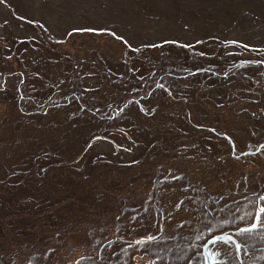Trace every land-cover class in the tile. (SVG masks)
<instances>
[{
	"label": "rangeland",
	"instance_id": "rangeland-1",
	"mask_svg": "<svg viewBox=\"0 0 264 264\" xmlns=\"http://www.w3.org/2000/svg\"><path fill=\"white\" fill-rule=\"evenodd\" d=\"M257 53L264 0H0V73L13 75L15 88L19 72L35 73L36 85L68 80L62 90L80 84L82 94L69 103L58 91L62 109L28 119L35 97L23 118L18 93L0 89V264H156L138 238L150 230H164L171 252L194 247L224 211L235 218L231 227L243 225L239 200L196 213L179 214L176 205L200 202L193 198L203 192L192 188L218 197L239 196L246 185L264 193V65L250 66ZM105 67L113 78L129 71L158 97L113 105L122 89L109 88ZM193 70L211 75L191 77ZM172 86L168 95L188 104L167 99ZM197 90L209 98L196 99ZM228 93L239 94L221 101Z\"/></svg>",
	"mask_w": 264,
	"mask_h": 264
},
{
	"label": "flooded vegetation",
	"instance_id": "flooded-vegetation-1",
	"mask_svg": "<svg viewBox=\"0 0 264 264\" xmlns=\"http://www.w3.org/2000/svg\"><path fill=\"white\" fill-rule=\"evenodd\" d=\"M214 69L215 74L219 75L218 68L216 66L212 67ZM161 75V74H160ZM160 75L158 78H160ZM123 77V75H122ZM162 77V76H161ZM130 88L127 90H123L121 92V96L129 101L130 103H133V100L137 103V106H141V103L139 101V96L142 94L148 95L149 97L152 98H157L159 94V90H155L150 88V86L145 83V84H135L133 83L132 79L129 81ZM125 81V80H122ZM145 81V80H144ZM165 81H162L164 83ZM158 85H162L161 82L156 81ZM138 85H141L143 88H138ZM74 86V84H73ZM122 89V86H121ZM131 89V90H130ZM161 91V90H160ZM169 91H174L172 89H166V92L168 93ZM134 94L136 97H134ZM137 100V101H136ZM247 189L246 190H253L250 189L246 185ZM244 191L241 195H234V196H226V197H218L216 195L210 196L208 194L207 196L210 198L209 204H216L217 208H219V205L226 202L230 207H236L238 204V200L241 202V207L239 209L245 210L244 214L246 215V218L241 221L243 225H237V227H231L230 223L235 220V218L228 217V211H224L220 216L219 222L212 223L214 228H206L209 227L205 223V231L204 234L206 235L205 238H199L193 245L194 247L191 248H186L184 247V243H179L177 244L174 248H171V252H166V249L170 246L168 242V238L164 230H161V232H158L155 235H152L153 238L151 241H156L154 244L147 245L148 247L146 248H153L152 253L150 254L151 256L149 258H160L161 261L155 262L156 264H160L164 262V256L166 257H173L172 262L170 263H162V264H175L176 258L180 257L181 255L183 257V254L185 253L186 255L190 253L189 255L191 256V259L189 262H186L187 264H213V260H216V264H264V213H260V209L264 208V193L260 192V197L257 196V193H249L247 191ZM244 196V197H241ZM203 195L201 198L203 199ZM219 200H222L220 202ZM201 203H198L197 206H199ZM245 206H248L245 209ZM250 207H251V213L250 212ZM256 209V211L254 210ZM262 217L260 220H257V214ZM197 216V215H196ZM226 223L222 226H219V223L225 222ZM159 225L161 224V227L163 225V222L159 220ZM249 223V224H247ZM253 223L257 224V228L252 229L250 232L246 234H242L240 232L241 229L245 228H251V225ZM201 224L200 222L197 224ZM197 225L193 224V227H197ZM239 228V229H238ZM152 233L155 232V230H151ZM224 237L225 239L231 237L232 240L229 243H225L222 241H218L216 244H209L208 242L213 239V237ZM226 239V240H227ZM239 243L241 245L240 250L237 251L235 245ZM165 244V245H163ZM210 246V251L207 250L205 245ZM132 247V246H131ZM184 247V250L181 252H173L176 248L181 250ZM215 253V257H210L209 253ZM125 253V256L122 257L121 255H118L121 257V262L127 259ZM110 262H106L105 264H109ZM112 264V263H111ZM139 264V263H137Z\"/></svg>",
	"mask_w": 264,
	"mask_h": 264
},
{
	"label": "trees",
	"instance_id": "trees-1",
	"mask_svg": "<svg viewBox=\"0 0 264 264\" xmlns=\"http://www.w3.org/2000/svg\"><path fill=\"white\" fill-rule=\"evenodd\" d=\"M233 21H235V19H233ZM234 23V22H233ZM237 23H238V21H237ZM129 46H131L132 48L134 47V46H132V45H129ZM222 47V45L220 46V48ZM219 48V49H220ZM137 50H138V48H137ZM261 56H264V53H257V54H255L254 55V57L256 58V59H254V61H256V62H259V63H256L255 65L253 64V65H250V66H252V67H254V68H257L258 66H261V65H264V58H262ZM225 56H223L222 58H221V60H225V58H224ZM190 60V59H189ZM198 60H201L200 58H198ZM202 61H203V59H202ZM211 61V59L210 60H207V61H205V62H210ZM241 62H243V63H245V62H250V60H244V61H241ZM238 64H241L240 63V61H239V63ZM247 65H248V63H246ZM182 65H184V66H187V64L186 63H182ZM230 65H232V63L230 64ZM103 66H108V64H104ZM184 66L183 67H181V68H184ZM200 67H203L204 66V64H202V63H200V65H199ZM125 67L127 68V63L125 64ZM3 68V67H2ZM1 68V69H2ZM260 69H262V68H260ZM181 71V70H180ZM182 72V71H181ZM213 72V71H212ZM218 72H219V69H218ZM13 74H14V72H13ZM100 74H101V72H100ZM120 74V76L121 75H123V77L121 76V77H116V78H113L112 76H110L109 74H108V70H107V68L105 67V74H101V77L103 78V79H105V81H106V83H109V85L110 86H112V87H110L109 86V88H118L119 86H122V90L121 91H123V90H127L128 88H130V86H129V82H128V80H127V78L129 77V75H130V72L129 71H122V74L121 73H119ZM161 74V73H160ZM159 74V75H160ZM195 74H197V75H207V77L208 76H210L211 74H209V73H198V71L195 73ZM0 75H1V79H2V81H3V83L0 85V89H2V88H6V90H4L3 92L4 93H6V92H8V93H12L13 95H14V93H18V95L20 96V98H19V100H18V106L20 107L18 110H19V112L21 113V116L24 118V117H28L26 114H28V110L27 109H25V107H24V105H27V103H28V101H29V99L30 98H33V97H35V99L37 100V104H36V106H35V109H34V115L32 116V117H28V119H31V118H33L36 114H38L41 110H47L48 111V108H51V107H58V108H56V109H62L63 107V103H62V101H64V98L62 97V96H58V97H55V94L59 91V93H63L64 91H66V93H65V97H66V100H68L69 101V103H72L70 100L71 99H74L75 101H77V102H79V97L81 96L82 97V94H81V92H80V90L79 89H77L78 87H81V85L80 84H78V85H75L74 84V86H73V83H72V85H71V88L70 87H66V90H62V88L64 87V86H69L70 85V83H67L68 82V80H63V81H61L57 86H55V85H42V84H35V82H34V80H40V77L38 76V75H36L35 73L32 75V74H29V73H27L26 75L25 74H22V73H18V76H19V78H20V81L15 85L16 86V88L14 87V82H13V80L11 79L12 77H13V75H11V76H8L7 74H4V75H2V73H0ZM232 75V74H231ZM263 75H264V68H263ZM115 76V75H114ZM128 76V77H127ZM194 76V74L191 76V77H193ZM219 76H221L222 77V74H220L219 73ZM235 78H237V79H239L240 81H244V80H242V78H241V76H238V75H235L234 76ZM121 79V80H120ZM129 79V78H128ZM163 79L165 80V78H164V76H163ZM122 80H125V81H122ZM131 79H129V81H130ZM166 80H167V75H166ZM157 81V80H156ZM248 81L250 82V83H252L253 85H255V84H258V78H254L252 75L248 78ZM165 83V82H164ZM34 85V86H33ZM53 87H56V88H53ZM75 87H77V88H75ZM138 88L140 89V88H143L141 85H138ZM202 88H203V86H202ZM22 89H27V91H28V94H25V93H23L21 90ZM60 89V90H59ZM170 89H172V90H174L175 89V87L174 86H172ZM131 90V89H130ZM2 91V90H1ZM48 91H51L50 93L48 92ZM68 91H70V93H68ZM203 91V90H202ZM202 91H199V90H197V92H196V99L198 98V97H200V93L202 92ZM161 92H163V89H161ZM165 94H167L168 95V93L165 91ZM236 94H239V93H235V94H230V93H228L227 95H226V98H221L220 100L221 101H224V102H227V101H229L230 100V98L232 97V96H235ZM116 95L117 94H115L114 96H113V99H115V97H116ZM201 99H203V98H209L208 96H204V97H200ZM112 99V100H113ZM167 99H175L176 101H178V100H180V99H182V101L184 102V104H188L189 103V101L186 99V98H179V97H177V96H169L168 95V97H167ZM115 101V100H114ZM194 102H195V100H194ZM196 103H194L193 105H195ZM46 111V112H47ZM54 111V110H53ZM51 112V111H50ZM107 117H108V115H107ZM27 119V121L29 122V120ZM188 120V119H187ZM23 122V121H22ZM24 123V122H23ZM237 186V185H236ZM241 183L239 184V186H237L236 188H238V190H241ZM193 190H195V191H197V192H203V199L201 198L200 199V205L199 206H201L202 204H209V202H210V198L204 193V191L202 190V189H199V188H197V189H194V188H192ZM234 195H236V194H231V195H228V196H234ZM218 200H219V198H217ZM220 202H222V200H219ZM192 204H194V203H192ZM183 205V204H182ZM187 204H185L184 203V206H183V208L184 207H186L185 209H183L180 205H176V208H177V210H178V212H179V214H181V212L183 211V210H194V212L196 213V210L199 208V206H197V205H193V206H189V204H188V206H186ZM171 212H172V210L171 209H169ZM174 215L173 214H170L169 215V217H168V219H172V217H173ZM195 217H196V219H197V216L195 215ZM182 250H179V249H175L173 252H177V253H179V252H181ZM184 255H185V253L183 254V257H184ZM107 262H110V259H108V261ZM123 262H125V260L123 261ZM27 263H29V262H13L12 264H27Z\"/></svg>",
	"mask_w": 264,
	"mask_h": 264
},
{
	"label": "snow or ice",
	"instance_id": "snow-or-ice-1",
	"mask_svg": "<svg viewBox=\"0 0 264 264\" xmlns=\"http://www.w3.org/2000/svg\"><path fill=\"white\" fill-rule=\"evenodd\" d=\"M159 86H160V87H163V85H159ZM262 199H264V197H262ZM259 211H260V213H264V208H261ZM261 218H262V217H261V216L259 215V213H258V214H257V220H260ZM255 228H257V224H256V223H253V224L251 225V228H244V229H241L240 232H241L242 234H246V233L250 232L252 229H255ZM222 240H223L225 243H229V242H231L232 238L229 237L227 240H225L224 237L217 236V237H214L212 240H210L208 243H209V244H216L218 241H222ZM205 247H207V245H205ZM235 247H236L237 251H239L241 245H240L239 243H237V244L235 245ZM209 255H210V257H215L216 254L210 252ZM213 264H216V260H215V259L213 260Z\"/></svg>",
	"mask_w": 264,
	"mask_h": 264
}]
</instances>
